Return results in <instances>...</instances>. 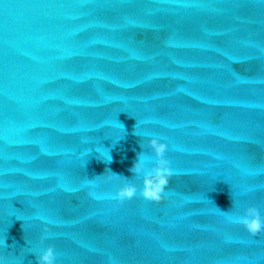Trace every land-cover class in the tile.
Wrapping results in <instances>:
<instances>
[{"label": "water", "instance_id": "1", "mask_svg": "<svg viewBox=\"0 0 264 264\" xmlns=\"http://www.w3.org/2000/svg\"><path fill=\"white\" fill-rule=\"evenodd\" d=\"M235 205L264 214V0H0L3 264H264Z\"/></svg>", "mask_w": 264, "mask_h": 264}, {"label": "clouds", "instance_id": "2", "mask_svg": "<svg viewBox=\"0 0 264 264\" xmlns=\"http://www.w3.org/2000/svg\"><path fill=\"white\" fill-rule=\"evenodd\" d=\"M147 144L151 149V153L155 156V162L146 166L145 159L148 157V154L145 153L138 158L131 170L135 175H143V185L146 183V178L148 177H155L157 179L159 185L158 194L153 193L150 198L158 199L163 196L165 186L168 184L169 178L173 176V170L169 166L165 155L168 145L156 136L149 137ZM112 174L113 176L122 177V183L117 189L115 198L119 200L130 198L134 194L133 180H129L115 173ZM234 210L239 212V214L235 216V222L242 225L249 233L256 235L257 233L264 232V214L261 213L259 207L247 205L241 209L239 205H235ZM44 229L47 231L48 227L45 225ZM41 239H43V237ZM2 244H5L4 241H0V245ZM0 264H3L2 258H0ZM37 264H56L55 252L51 245H48L40 251Z\"/></svg>", "mask_w": 264, "mask_h": 264}]
</instances>
